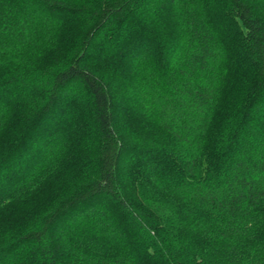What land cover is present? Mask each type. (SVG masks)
Segmentation results:
<instances>
[{"label":"trees","instance_id":"1","mask_svg":"<svg viewBox=\"0 0 264 264\" xmlns=\"http://www.w3.org/2000/svg\"><path fill=\"white\" fill-rule=\"evenodd\" d=\"M0 264H264V0H0Z\"/></svg>","mask_w":264,"mask_h":264},{"label":"rangeland","instance_id":"2","mask_svg":"<svg viewBox=\"0 0 264 264\" xmlns=\"http://www.w3.org/2000/svg\"><path fill=\"white\" fill-rule=\"evenodd\" d=\"M228 34H230L231 36H233V34H234V32H230V31H228ZM234 36H235V34H234ZM240 51V53H239V57L241 56L242 57V60H245V57L243 56V51L240 49V47H238V52ZM56 56V54H50L49 56H48V58L49 59H52V58H54ZM245 62V61H244ZM237 67H238V71L236 70L237 69ZM236 68H233L234 69V71L235 72H237V73H240L239 75H240V77H241V79L243 80L244 78H249V74H250V72H251V67H249L248 65H246V64H241L240 63V66H237ZM244 74H245V76L246 77H244ZM244 81H249V80H244ZM75 112H77V113H80L81 115H84L85 114V110L83 109V108H80V109H75L74 110ZM84 119V118H83ZM22 204H24V206H26V202H21Z\"/></svg>","mask_w":264,"mask_h":264}]
</instances>
